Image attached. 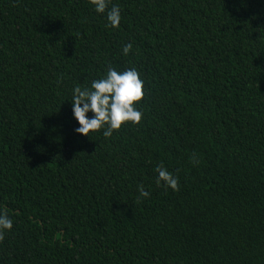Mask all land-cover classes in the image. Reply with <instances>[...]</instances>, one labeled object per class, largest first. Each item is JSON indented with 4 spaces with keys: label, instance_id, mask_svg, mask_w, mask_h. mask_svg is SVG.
I'll return each instance as SVG.
<instances>
[{
    "label": "trees",
    "instance_id": "obj_1",
    "mask_svg": "<svg viewBox=\"0 0 264 264\" xmlns=\"http://www.w3.org/2000/svg\"><path fill=\"white\" fill-rule=\"evenodd\" d=\"M112 5L118 28L0 0V264H264V0ZM109 66L141 73L143 118L78 134L72 90Z\"/></svg>",
    "mask_w": 264,
    "mask_h": 264
},
{
    "label": "clouds",
    "instance_id": "obj_2",
    "mask_svg": "<svg viewBox=\"0 0 264 264\" xmlns=\"http://www.w3.org/2000/svg\"><path fill=\"white\" fill-rule=\"evenodd\" d=\"M90 3L97 13H107V26L121 25V9L118 5L109 7L111 0H90ZM131 49L132 44H125L123 54L127 56ZM144 95V81L135 67L117 70L109 66L101 78L92 80L90 87L76 86L72 90V114L79 125L76 133L87 136L91 131L103 129V136L109 138L127 122L139 124L143 113L137 105ZM154 172L157 185L179 190V178L162 163L155 166ZM138 189L141 197L150 195L143 185ZM12 228L13 220L0 208V240Z\"/></svg>",
    "mask_w": 264,
    "mask_h": 264
}]
</instances>
